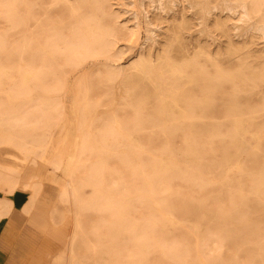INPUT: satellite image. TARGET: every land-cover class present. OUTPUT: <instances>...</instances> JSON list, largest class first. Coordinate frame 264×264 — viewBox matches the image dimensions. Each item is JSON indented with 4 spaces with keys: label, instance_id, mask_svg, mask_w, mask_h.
Returning <instances> with one entry per match:
<instances>
[{
    "label": "rangeland",
    "instance_id": "1",
    "mask_svg": "<svg viewBox=\"0 0 264 264\" xmlns=\"http://www.w3.org/2000/svg\"><path fill=\"white\" fill-rule=\"evenodd\" d=\"M0 165L55 264H264V0H0Z\"/></svg>",
    "mask_w": 264,
    "mask_h": 264
},
{
    "label": "crops",
    "instance_id": "2",
    "mask_svg": "<svg viewBox=\"0 0 264 264\" xmlns=\"http://www.w3.org/2000/svg\"><path fill=\"white\" fill-rule=\"evenodd\" d=\"M24 184L25 183H23V186L21 185L18 187L13 194L9 195L0 192V205L2 202H8L11 204L10 208H8V211H3V215L0 216V264H7L5 253L7 249L8 253L9 249L13 247V243L11 242L12 234L15 232L13 228L18 225H24L26 222L30 224L33 219L37 221V225L43 230L46 231L48 229L53 233L52 235H57L62 240H66L64 249L60 253H57L51 257L50 264H55L56 258L59 257L65 250L69 237L65 222L63 224H57L52 218V211L55 207L59 208L60 205H55L56 199L53 198V193L49 191L47 192L45 190L43 192L39 191L36 194L30 187H24ZM19 191L27 192L28 197ZM31 198L32 200H30ZM30 205L32 206L30 207ZM6 222L8 223V226L5 225ZM41 257L42 255L40 251L34 256L30 264H40Z\"/></svg>",
    "mask_w": 264,
    "mask_h": 264
},
{
    "label": "bare ground",
    "instance_id": "3",
    "mask_svg": "<svg viewBox=\"0 0 264 264\" xmlns=\"http://www.w3.org/2000/svg\"><path fill=\"white\" fill-rule=\"evenodd\" d=\"M66 48V47H65ZM42 78V77H41ZM12 120H14V122H15V124H17L18 123V121H17V119L15 118V117H12ZM6 144L8 145V146H10V147H13L14 146V143L12 144V142L11 141H7L6 142ZM50 144V143H49ZM76 151V150H75ZM77 152V151H76ZM51 154V153H50ZM49 154V155H50ZM75 155H76V153H73V155H71V157H70V159H69V161H68V164H71L72 162H73V159H74V157H75ZM50 157V156H49ZM49 157L47 156V159H49ZM51 158V157H50ZM44 159V158H43ZM46 159V161H48ZM48 163H49V161H48ZM3 170H6V173H4L3 172ZM10 170H16V169H12V168H10V166H5V167H3V166H1L0 165V190H2V192H4V194H13L14 192H15V190L19 187V185L21 184L20 183V178H21V175H20V173L16 170V172H18V173H14V175L13 174H11V173H9V171ZM43 173V171L41 172V174ZM46 173V172H45ZM68 188H67V191H69L67 194H66V198L65 199H67V200H69V198H70V194H71V185H72V182L71 181H68ZM1 192V191H0ZM30 200H32V198L30 199ZM30 202H32V201H30ZM29 202V203H30ZM33 203H34V199H33ZM73 203V202H72ZM3 204H5V205H3ZM32 204V203H31ZM10 203H8V202H2L1 203V205H0V216L1 215H3V211H8V208H10ZM32 205H30V207H31ZM27 207H29V206H27ZM27 209V208H26ZM10 210V209H9ZM28 210V209H27ZM60 213H62L61 211H60ZM5 215H6V212H5ZM62 215V214H61ZM58 216H59V209H55V211H52V218H53V220H54V222L55 223H57V224H63L64 223V221H63V223H62V220H60V219H62L63 218V216H61V218H58ZM3 217V216H2ZM76 238H74V235H70L69 237H68V245H69V243L72 241V240H75ZM66 251L68 252V253H71L70 251H68L67 250V248H66Z\"/></svg>",
    "mask_w": 264,
    "mask_h": 264
}]
</instances>
